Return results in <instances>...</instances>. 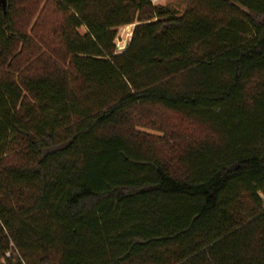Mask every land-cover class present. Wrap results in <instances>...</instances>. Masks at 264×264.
I'll return each mask as SVG.
<instances>
[{
	"label": "trees",
	"instance_id": "1",
	"mask_svg": "<svg viewBox=\"0 0 264 264\" xmlns=\"http://www.w3.org/2000/svg\"><path fill=\"white\" fill-rule=\"evenodd\" d=\"M0 264H264V0L0 3Z\"/></svg>",
	"mask_w": 264,
	"mask_h": 264
},
{
	"label": "rangeland",
	"instance_id": "2",
	"mask_svg": "<svg viewBox=\"0 0 264 264\" xmlns=\"http://www.w3.org/2000/svg\"><path fill=\"white\" fill-rule=\"evenodd\" d=\"M153 3L168 6L182 13L189 5V0H157ZM134 26V24L127 25L117 30L116 47L128 45ZM137 117L141 123H144V126L141 125L137 128V132H140L137 135L138 138L144 139L147 144L163 153L166 159H174V164H176L182 147L193 142L216 138L206 125L173 111L155 108L147 111L144 115L141 111H138ZM179 166L177 164L176 168Z\"/></svg>",
	"mask_w": 264,
	"mask_h": 264
},
{
	"label": "built area",
	"instance_id": "3",
	"mask_svg": "<svg viewBox=\"0 0 264 264\" xmlns=\"http://www.w3.org/2000/svg\"><path fill=\"white\" fill-rule=\"evenodd\" d=\"M152 1L155 2V1H157V0H152ZM125 48H126V45H119V46L117 47V51L122 52L123 50H125Z\"/></svg>",
	"mask_w": 264,
	"mask_h": 264
},
{
	"label": "water",
	"instance_id": "4",
	"mask_svg": "<svg viewBox=\"0 0 264 264\" xmlns=\"http://www.w3.org/2000/svg\"><path fill=\"white\" fill-rule=\"evenodd\" d=\"M6 2H7V0H0V3L3 5V7L6 6Z\"/></svg>",
	"mask_w": 264,
	"mask_h": 264
}]
</instances>
